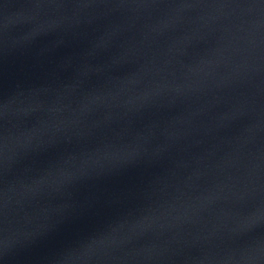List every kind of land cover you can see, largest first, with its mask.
<instances>
[{"label":"water","instance_id":"95a60500","mask_svg":"<svg viewBox=\"0 0 264 264\" xmlns=\"http://www.w3.org/2000/svg\"><path fill=\"white\" fill-rule=\"evenodd\" d=\"M0 264H264V0H0Z\"/></svg>","mask_w":264,"mask_h":264}]
</instances>
